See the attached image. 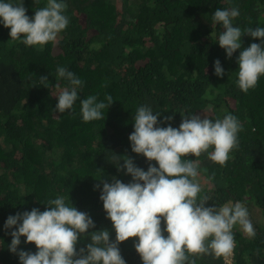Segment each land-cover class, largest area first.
<instances>
[{
  "label": "trees",
  "instance_id": "1",
  "mask_svg": "<svg viewBox=\"0 0 264 264\" xmlns=\"http://www.w3.org/2000/svg\"><path fill=\"white\" fill-rule=\"evenodd\" d=\"M63 2L69 24L42 51L10 43L9 29L0 23V264H20L18 255L8 250L15 226L4 228L7 217L32 208L44 211L47 201L57 196H65L66 202L91 217L95 226L89 232L106 229L114 240L99 199L98 179L131 181L129 174L117 170L115 156H120V164L124 156L131 157L147 170L148 162L131 151L128 140L140 106L160 113L158 121L172 117L159 127L178 128L181 115L214 121L230 113L238 118L242 125L238 146L225 166L206 154L186 159L199 164L196 181L200 195L209 197L205 206L243 203L251 217H258L252 222L256 236L248 238L236 226L230 263L203 256L196 264H264V76L247 93L235 83L239 52L264 38L243 34L241 49L227 58L218 44L222 26L212 21L215 10L234 7L239 16L233 26L242 32L264 27V0ZM46 3L23 0L30 18ZM217 59L224 69L220 77L214 74ZM58 67L83 81L73 108L62 114L55 112L56 96L68 82L57 79ZM40 76L48 78L47 88L40 84ZM89 95L98 101L113 97L104 120H82L80 99ZM151 163L155 166V161ZM96 184L100 187L94 189ZM24 239L18 250L35 253V245ZM135 239L118 245L126 264H142ZM88 242L82 236L77 250Z\"/></svg>",
  "mask_w": 264,
  "mask_h": 264
},
{
  "label": "clouds",
  "instance_id": "2",
  "mask_svg": "<svg viewBox=\"0 0 264 264\" xmlns=\"http://www.w3.org/2000/svg\"><path fill=\"white\" fill-rule=\"evenodd\" d=\"M66 8L63 0H47L46 6L37 8L30 18L23 0H0V23L9 29L10 43L21 42L42 51L67 28L69 18L63 14ZM238 16L239 10L234 7L217 9L212 16L213 23L222 26L218 44L227 58L241 49L243 34L264 38V27L242 32L233 26ZM237 64L235 83L247 93L264 76V39L241 50ZM213 67L216 76L224 75L218 59ZM56 75L68 82V87L56 96L55 112L62 114L73 108L83 81L64 67H58ZM47 81L46 76H40V84L46 88ZM113 101L111 95H106L104 101H98L95 95L80 99L82 120H104V110ZM158 116L160 113L154 114L148 106L138 107L133 117L134 130L128 136L131 151L148 162L147 170L137 167L131 157L124 156L120 164V156H115L117 170L129 174L131 181L98 179L102 184L99 199L114 229V240L106 229L89 232L95 226L91 217L66 202L65 196H57L47 201L44 211L32 208L5 220V229L15 226L10 232L8 250L18 255L20 264H126L118 245L129 238H136L133 246L142 264H196V259L203 256H231L236 247V226L248 238L256 236L243 203L205 206L209 197L200 195L202 188L196 181L199 164L186 159L206 154L213 163L225 166L238 146V133L242 130L238 118L230 113L214 121L201 115H181L177 128L170 124L156 126L172 119L168 116L158 121ZM99 187L100 184L94 185V189ZM82 236L89 242L77 250ZM21 237L25 244L35 245V253L18 250Z\"/></svg>",
  "mask_w": 264,
  "mask_h": 264
},
{
  "label": "rangeland",
  "instance_id": "3",
  "mask_svg": "<svg viewBox=\"0 0 264 264\" xmlns=\"http://www.w3.org/2000/svg\"><path fill=\"white\" fill-rule=\"evenodd\" d=\"M255 210H256V209H254V211H255ZM255 212H258V211H255ZM249 218H250L251 222H253L254 219L256 220L258 217H257V215L255 216V214H254L253 217H251V216L249 215ZM238 227H239V226H238ZM225 259H226L228 262L231 261V258H227V257H225Z\"/></svg>",
  "mask_w": 264,
  "mask_h": 264
},
{
  "label": "built area",
  "instance_id": "4",
  "mask_svg": "<svg viewBox=\"0 0 264 264\" xmlns=\"http://www.w3.org/2000/svg\"><path fill=\"white\" fill-rule=\"evenodd\" d=\"M227 258H231V256H229V257H227ZM226 260V259H225ZM227 261V260H226ZM228 262V261H227ZM228 263H230V262H228Z\"/></svg>",
  "mask_w": 264,
  "mask_h": 264
}]
</instances>
